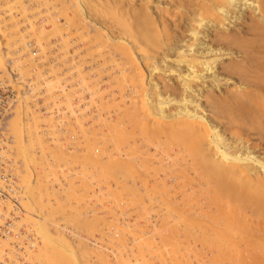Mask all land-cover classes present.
Segmentation results:
<instances>
[{
	"label": "bare ground",
	"instance_id": "bare-ground-1",
	"mask_svg": "<svg viewBox=\"0 0 264 264\" xmlns=\"http://www.w3.org/2000/svg\"><path fill=\"white\" fill-rule=\"evenodd\" d=\"M157 1L0 0V264H264V0Z\"/></svg>",
	"mask_w": 264,
	"mask_h": 264
},
{
	"label": "built area",
	"instance_id": "built-area-1",
	"mask_svg": "<svg viewBox=\"0 0 264 264\" xmlns=\"http://www.w3.org/2000/svg\"><path fill=\"white\" fill-rule=\"evenodd\" d=\"M7 74L10 79L7 77H3L0 79V210H8V202L12 201L13 207H9L10 213H15L17 210L13 209L15 204L17 205V198L14 197L13 194L9 193L10 185L13 184L14 181V173L11 171L12 162L9 159V148L8 141L9 138L6 135V121L11 113V109L13 107L14 98H16V86L20 85L18 82V78H16V71L7 66ZM16 189V186H15ZM18 206V205H17ZM2 216V212H0V217ZM6 222V221H5ZM1 224L0 227H2ZM6 226L8 228L9 223L6 222ZM2 231H0L1 233ZM25 236L27 235L24 234Z\"/></svg>",
	"mask_w": 264,
	"mask_h": 264
},
{
	"label": "rangeland",
	"instance_id": "rangeland-1",
	"mask_svg": "<svg viewBox=\"0 0 264 264\" xmlns=\"http://www.w3.org/2000/svg\"><path fill=\"white\" fill-rule=\"evenodd\" d=\"M163 1H164V3H163V2H158V1H157V4H159V5H161V6L167 5V4H166L167 1H166V0H163ZM168 5H169V4H168ZM169 9H170V10H174V9H171V8H169ZM38 15L40 16V14H38ZM36 16H37V14H36ZM10 29H11V28H10ZM29 40H31V39H29ZM29 40H28V41H29ZM28 41H27V42H28ZM32 42H33V41H32ZM33 44H34V42H33ZM34 45H35V44H34ZM201 47H202V46H201ZM1 50H2V49H1ZM169 58H170V57H169ZM171 62H173V61H171ZM171 62H170L169 64H170V65H173V63H171ZM7 64H8V63H7ZM7 64H6V65H7ZM9 65H10V63H9ZM7 66H8V65H7ZM174 66H175V64H174ZM174 66H173V67H174ZM144 72H145V74H146V75L144 74V76H147V74H148L147 70L143 71V73H144ZM216 74H217V73H216ZM166 75H167V74H166ZM218 76H219V77H222V75H221V76L218 75ZM166 78H167V77H166ZM168 78H169V77H168ZM171 78L173 79V80H171V81H175L174 79L176 78V82H178V80H177L178 78H177L176 76H174V74L171 76ZM0 79H1V78H0ZM19 81H20V80H19ZM22 87H23V88H22ZM212 87H213L212 90L215 89V90H214V91H215L214 93H217V92L219 91V88H218L217 86H216V87H217V91H216V87H215V85H213ZM20 88H21V90H20V93H21V94L18 93V95H19V96H20V95L22 96V94H24L23 91H24V92H27V91H25L23 85H22ZM19 96H18V97H19ZM15 103H16V101L14 102V104H15ZM209 118H210V117H209ZM213 124H215V125L217 126L218 131L220 132L221 135L224 136V138L229 137L225 132H223V129H222V126H221L220 123L217 124L215 121H213ZM6 134H7V133H6ZM13 157H14V156H13ZM158 174L161 175V172L159 171ZM159 175H158V176H159ZM148 176H149V175L142 176L141 178L138 177L139 180L136 181V182H137L136 184H137V185H140V183H144V181H146V184L148 185V184H149V181H151V180L147 181L148 179L146 180V177H148ZM156 176H157V175H156ZM19 177L21 178V173H20ZM150 177H151V176H150ZM150 177H149V179H150ZM20 178H19L20 183H23V181H21L22 179H20ZM140 179H141V180H144V181L141 182ZM137 185H136V186H137ZM144 185H145V183H144ZM141 186H142V185H141ZM21 187H22V190H23V184H22ZM137 187H138V186H137ZM22 194H23V191L21 192V195H20V199H21V200H19L20 202L23 200V198H22V197H23ZM89 198L93 199L92 197H89ZM90 201H91V200H90ZM20 202H19V203H20ZM79 206H81V205H79ZM20 207H21L20 209H22V202H21V204H20ZM94 207H96V208H94V209H97V206H94ZM85 208L87 209L88 206L86 205ZM83 209H84V208H83ZM23 211H24V209H23L22 212H21V217H22V213H24ZM21 217H20V218H21ZM21 219H22V218H21ZM21 219H20V220H21ZM21 223H24V221H23V222L21 221ZM68 242H69V241H68ZM64 247H65V246H64ZM66 248H67V250L69 249L68 247H66ZM91 250L94 251V253L96 252L95 249H91ZM67 252L72 256V253H70V251H67ZM97 252H98V251H97ZM69 254L67 255V254L65 253L66 256L71 257ZM157 254H158V253H157ZM158 255L160 256V254H158ZM174 257H175V256H174ZM174 257H173V258H174ZM173 258H172V259H173ZM172 259H171V260H172ZM28 260H29L30 262H32V261H31L32 259L28 258ZM149 260H150V263H152V264L155 263V261H156V260H155V261L153 262V261H151V259H147V261H149ZM173 260H174V259H173ZM195 263H196V262H195ZM156 264H159V263L156 262Z\"/></svg>",
	"mask_w": 264,
	"mask_h": 264
}]
</instances>
